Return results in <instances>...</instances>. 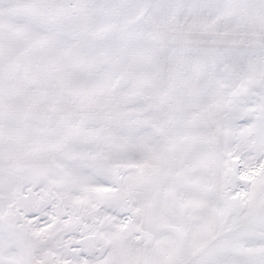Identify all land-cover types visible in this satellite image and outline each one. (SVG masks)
Masks as SVG:
<instances>
[{"label":"crops","instance_id":"obj_1","mask_svg":"<svg viewBox=\"0 0 264 264\" xmlns=\"http://www.w3.org/2000/svg\"><path fill=\"white\" fill-rule=\"evenodd\" d=\"M250 118L264 0H0V162L119 164L154 226L140 264H264V198L223 212Z\"/></svg>","mask_w":264,"mask_h":264},{"label":"rangeland","instance_id":"obj_2","mask_svg":"<svg viewBox=\"0 0 264 264\" xmlns=\"http://www.w3.org/2000/svg\"><path fill=\"white\" fill-rule=\"evenodd\" d=\"M250 119L231 122L234 174L224 213L247 210L243 204L249 210L264 198V129ZM107 158L0 162V264H140L139 247L153 240L147 231L154 226L144 219L129 178ZM245 179L250 184L242 186Z\"/></svg>","mask_w":264,"mask_h":264}]
</instances>
